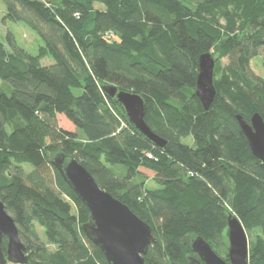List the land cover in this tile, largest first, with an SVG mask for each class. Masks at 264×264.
I'll use <instances>...</instances> for the list:
<instances>
[{
    "label": "trees",
    "instance_id": "1",
    "mask_svg": "<svg viewBox=\"0 0 264 264\" xmlns=\"http://www.w3.org/2000/svg\"><path fill=\"white\" fill-rule=\"evenodd\" d=\"M3 1L6 18L43 40L35 54L11 32L9 46L0 40V199L28 264H109L82 229L88 207L51 163L60 151L151 225L147 264H189L197 235L228 259L230 212L252 235L249 264H264V162L236 118H264V78L251 67L264 51V0ZM205 52L216 60L208 110L195 92ZM107 84L144 98L163 147L135 127ZM58 114L76 130L59 127ZM190 135L191 145L183 142ZM141 167L156 173L157 187L146 186Z\"/></svg>",
    "mask_w": 264,
    "mask_h": 264
},
{
    "label": "water",
    "instance_id": "2",
    "mask_svg": "<svg viewBox=\"0 0 264 264\" xmlns=\"http://www.w3.org/2000/svg\"><path fill=\"white\" fill-rule=\"evenodd\" d=\"M215 57L205 52L199 57V73L196 81V95L208 110L215 95ZM104 90L116 97L125 107L129 120L156 145L163 147L166 140L155 133L145 120L144 98L133 91L118 90L113 84ZM236 118L245 134L252 153L264 162V118L254 112L250 122L243 115ZM51 163L58 169L64 180L88 207L89 220L82 229L89 239L104 253L109 264H147L145 255L156 240L152 227L140 218L129 205L102 188L93 174L72 154L60 151ZM7 237L6 252L2 240ZM228 259L218 254L202 236L191 240V248L198 255L188 256L189 264H249V237L243 222L233 212L228 215ZM28 264L29 255L22 241L18 226L0 199V264Z\"/></svg>",
    "mask_w": 264,
    "mask_h": 264
},
{
    "label": "rangeland",
    "instance_id": "3",
    "mask_svg": "<svg viewBox=\"0 0 264 264\" xmlns=\"http://www.w3.org/2000/svg\"><path fill=\"white\" fill-rule=\"evenodd\" d=\"M6 14H7L6 4L3 0H1L0 1V40L5 42L6 45L9 46L7 36L11 32L20 46L26 48L31 53H34V54L37 53L39 45L43 44L42 38L36 32H34L29 26H27L24 22L12 21L6 18ZM50 62H52L50 58H44L42 60L43 64H48ZM222 62L224 64L227 63L228 58L224 57L222 59ZM251 67L256 74L264 78V51L262 52L261 57H255L251 61ZM57 124L59 127H62L67 130H71V131L76 130L75 125L69 119H67L64 114H58ZM183 142L191 145L193 144L194 139L190 135V136L184 137ZM109 166L117 172L125 171V168L122 164H113V165L109 164ZM140 171H142L143 175H145V177L147 178L146 186L148 188H154L158 186L156 181L154 180V177L156 175L154 171L144 168V167H141ZM37 226H38L41 238L44 241H47L46 236H45L44 227L39 224H37ZM247 234L250 240L252 238V235L248 232ZM249 246H250V243H249ZM221 255L225 256V254L223 253ZM9 264H15V263L9 262Z\"/></svg>",
    "mask_w": 264,
    "mask_h": 264
},
{
    "label": "built area",
    "instance_id": "4",
    "mask_svg": "<svg viewBox=\"0 0 264 264\" xmlns=\"http://www.w3.org/2000/svg\"><path fill=\"white\" fill-rule=\"evenodd\" d=\"M44 1H46V0H44ZM149 157H153L151 154H149Z\"/></svg>",
    "mask_w": 264,
    "mask_h": 264
},
{
    "label": "flooded vegetation",
    "instance_id": "5",
    "mask_svg": "<svg viewBox=\"0 0 264 264\" xmlns=\"http://www.w3.org/2000/svg\"><path fill=\"white\" fill-rule=\"evenodd\" d=\"M261 55H262V54H260V56H259V57H261ZM250 119H251V118H250ZM249 122H250V121H249Z\"/></svg>",
    "mask_w": 264,
    "mask_h": 264
},
{
    "label": "bare ground",
    "instance_id": "6",
    "mask_svg": "<svg viewBox=\"0 0 264 264\" xmlns=\"http://www.w3.org/2000/svg\"><path fill=\"white\" fill-rule=\"evenodd\" d=\"M251 150V149H250Z\"/></svg>",
    "mask_w": 264,
    "mask_h": 264
}]
</instances>
